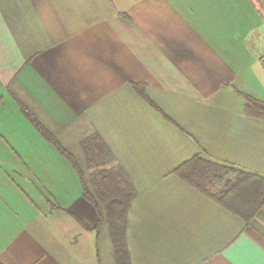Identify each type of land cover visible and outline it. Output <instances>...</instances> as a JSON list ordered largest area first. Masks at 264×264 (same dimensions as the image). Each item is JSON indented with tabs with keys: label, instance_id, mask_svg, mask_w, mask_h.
Instances as JSON below:
<instances>
[{
	"label": "crops",
	"instance_id": "1",
	"mask_svg": "<svg viewBox=\"0 0 264 264\" xmlns=\"http://www.w3.org/2000/svg\"><path fill=\"white\" fill-rule=\"evenodd\" d=\"M264 0H0V264H116L82 142L136 189L132 264H264L250 220L178 175L196 156L264 178ZM143 85L145 96L134 88Z\"/></svg>",
	"mask_w": 264,
	"mask_h": 264
},
{
	"label": "trees",
	"instance_id": "2",
	"mask_svg": "<svg viewBox=\"0 0 264 264\" xmlns=\"http://www.w3.org/2000/svg\"><path fill=\"white\" fill-rule=\"evenodd\" d=\"M134 88L146 97L144 87L134 83ZM248 108L264 116V104L246 97ZM24 111L42 135L54 144L78 172L84 197L98 210L96 229L103 223L100 210H106L110 235L117 264H132L127 241L128 212L136 197V189L123 168L117 164L111 149L99 134L82 142L95 195L89 190L85 174L77 159L67 151L57 138L24 107ZM176 175L224 205L246 221H250L264 205V178L233 169L229 166L196 156L182 164Z\"/></svg>",
	"mask_w": 264,
	"mask_h": 264
},
{
	"label": "built area",
	"instance_id": "3",
	"mask_svg": "<svg viewBox=\"0 0 264 264\" xmlns=\"http://www.w3.org/2000/svg\"><path fill=\"white\" fill-rule=\"evenodd\" d=\"M262 61H263V64H264V58H263V60H262Z\"/></svg>",
	"mask_w": 264,
	"mask_h": 264
},
{
	"label": "rangeland",
	"instance_id": "4",
	"mask_svg": "<svg viewBox=\"0 0 264 264\" xmlns=\"http://www.w3.org/2000/svg\"><path fill=\"white\" fill-rule=\"evenodd\" d=\"M90 179H91V173H90ZM117 264V263H116Z\"/></svg>",
	"mask_w": 264,
	"mask_h": 264
}]
</instances>
